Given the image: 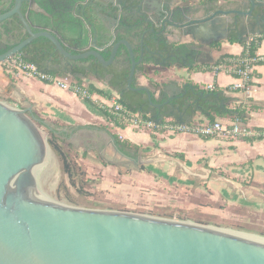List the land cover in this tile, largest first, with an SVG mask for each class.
<instances>
[{
  "label": "water",
  "instance_id": "obj_1",
  "mask_svg": "<svg viewBox=\"0 0 264 264\" xmlns=\"http://www.w3.org/2000/svg\"><path fill=\"white\" fill-rule=\"evenodd\" d=\"M97 1L84 0L81 15L76 14V8L73 11L74 18L88 33L89 44V50L74 55L66 50L67 40L59 30L46 28L34 32L28 16L22 14L23 0H14V8L0 15V23L18 15L29 38L0 55V64L39 38L49 40L67 59L79 61L94 57L105 67L114 63L119 48L125 46L131 61L127 88L145 92L149 104L161 110L165 104L153 103L149 87H132L137 67L143 62L144 38L139 60L131 42L121 40L106 61L102 52L110 44L98 46L97 29L89 18V15L97 17L93 9L110 17L118 11V17L112 20L117 26L123 8L137 10L151 25V32L161 27L162 33L169 34L172 29L181 37L191 38L194 44L212 47L229 39L230 15L253 18L256 7H264V0L259 5L256 0H248L249 11L219 9L213 11L208 21H200L196 19L200 11L195 13L196 17L183 16L182 7L174 0H100V6ZM29 3L30 8L38 5L37 0ZM237 26L236 21L235 30ZM69 27L70 31L76 29ZM74 33L71 36L77 39ZM112 38L114 41L116 36ZM150 70L147 66L145 75ZM186 88L187 85L183 90ZM30 114L29 109L19 110L0 101V264H264V241L257 238L191 222L77 208L49 198L37 182V176L50 166L49 145Z\"/></svg>",
  "mask_w": 264,
  "mask_h": 264
},
{
  "label": "crops",
  "instance_id": "obj_2",
  "mask_svg": "<svg viewBox=\"0 0 264 264\" xmlns=\"http://www.w3.org/2000/svg\"><path fill=\"white\" fill-rule=\"evenodd\" d=\"M174 1L182 7L185 0ZM96 3L101 5L100 0ZM219 4L223 5L225 2L219 0ZM255 22L261 27L264 26V14L257 16ZM100 24L103 25L102 22ZM113 26L118 28L114 23ZM121 34L127 35L126 31H122ZM129 38L137 42L132 34ZM165 38L169 43L184 46L181 53L194 54L195 58L187 65L181 61L184 63L181 68L179 63L166 69L161 65L153 68L152 74L155 71V73L160 72L163 77L160 80L155 79L156 83L163 82V94L167 97L170 94H179V89L183 91V87L189 82L204 90H210V86L221 89L231 98V109L241 107L247 109L246 122L242 123L259 136V130H264V65L254 68L256 74L252 77L250 85L244 89L234 90L233 87L239 83V80L232 75L231 69L224 65L203 72L189 71V68L197 64H213L227 54L239 56L243 52L240 44H231L225 40L218 49L201 48L193 44L191 38L181 37L172 29L169 34H165ZM258 55L264 58V40ZM138 80L142 82L141 86H146L145 84L148 83L145 75ZM93 82L97 88L109 93L103 89L105 83L96 80ZM0 93L16 106L29 109L39 120L57 123L64 131L71 133L69 139L71 146L84 152L97 151L108 165L127 166L128 161L136 157L135 152L125 156L118 150L113 140L117 135L121 140L139 148L142 154L154 155L153 163L160 169L173 170V166L179 165L197 177H201L203 171L202 177L206 178L204 183L211 191L213 199L233 193L236 195L233 200L226 198L230 203L245 202L248 205L259 203L264 207V139L249 142L241 137L172 134L165 130H139L133 126L120 128L102 114L89 108L73 91L53 83L48 84L25 73L6 71L2 65H0ZM152 93H156L157 98L161 94L159 90H152ZM92 99L100 105L110 107L112 104L111 100L99 95H94ZM194 120L200 123L208 121L200 114ZM221 120L225 124L235 122L230 118ZM189 170H192V173ZM229 186L231 189L226 190ZM221 190L224 194L220 193ZM238 193L244 195L237 196Z\"/></svg>",
  "mask_w": 264,
  "mask_h": 264
},
{
  "label": "trees",
  "instance_id": "obj_3",
  "mask_svg": "<svg viewBox=\"0 0 264 264\" xmlns=\"http://www.w3.org/2000/svg\"><path fill=\"white\" fill-rule=\"evenodd\" d=\"M37 3L45 13L37 12L33 8H30L29 0H23L21 9L22 14L25 17L28 16L33 26V31L40 32L43 29L49 28L50 22L55 20V22L60 25V33L66 38L67 42L71 44L69 47L68 43H65L66 50L74 55L81 54L72 49V46L74 47L75 45L76 38L66 33L68 23L65 21V16L55 14L54 18H51L50 14L53 13L51 7L45 5L43 0H37ZM14 4V0H0V15L11 11L14 8ZM209 9L210 11L221 9L219 0H214ZM263 9L264 8L259 7L257 12H263ZM89 18L92 24L101 31V25L98 19L91 15H89ZM36 19L41 20V24H39ZM121 21L122 27L125 28L127 35L119 33L113 41L112 37H108L105 34L101 35L99 32L98 46L106 47L110 44V46L102 52V56L108 61L113 47L121 40H129L133 46L136 60H139L142 56L141 40L144 38L146 48L143 55V62L137 67L135 80L132 84L133 88L141 87L138 83V76L145 75V70L148 65H162L164 68H171L176 63H179L180 68L184 66V63L182 64L181 61L177 59L178 54L181 53L182 47L184 46L181 47L174 43H169L165 38V34L162 33V29L156 28L155 32H151V25L148 23L143 24V21L132 18L125 13ZM71 22H77V20L72 17ZM238 23L240 26L244 27L246 22L244 18H239ZM243 27L239 29V32L244 36L245 29ZM63 29H65V32ZM259 31L263 34L264 26H262ZM131 34L137 39V42L129 38ZM28 38L29 34L25 33L24 25L18 15L0 23V55L5 54ZM263 40V38L258 36L257 32L250 34L248 38L240 40L235 34H232L228 41L231 44L238 43L242 46L243 52L241 55H223L213 64H197L191 66L189 71H209L224 65L228 69H231L232 75L235 78L239 79V70H245L248 66L250 68H255L264 65V59H261L262 57L258 55V50ZM76 41L78 40L76 39ZM82 41L84 45H87V36H85ZM220 45L221 43H215L212 45V48L218 49ZM13 58H20L25 63L37 66L39 71L51 78L71 79L73 84L87 92L86 97L80 93L76 94L83 99L88 107L102 114L107 120L113 122L120 128L125 127L118 118L120 116L114 114L110 107L97 104L92 99L94 95H99L108 100H112V95L97 88L92 80L105 83L119 96L117 100L118 104L122 105L128 112L139 114L148 121L161 124L167 119H172L179 124L191 125L195 122L194 119L196 116L200 114L211 123H214L218 119L227 118L246 122L247 109L243 107L231 109L230 104L232 100L225 95L224 91L218 88L214 90H204L190 82L187 83V88L169 104H166L169 98L163 94V88L159 90L161 92L160 97L157 98L156 93H153V103L165 105L161 110L152 107L149 104L148 96L145 92L131 91L127 88L131 71V61L125 46L119 48L114 63L108 67L100 64L94 57L79 61L67 59L56 49L53 43L45 38L34 40L19 54L10 59ZM255 74L256 73L253 72L250 77H254ZM86 81L89 82L86 83ZM46 83L52 84L49 81H46ZM250 84L251 82L247 83V85ZM30 116L35 117V122L38 126L45 127L48 130L51 137L49 139V145L58 156L62 164L63 173L68 175L72 181L77 165L73 163L70 155L62 148V144L69 141L71 133L69 131H64L60 125H51L45 120H39L33 113H31ZM259 133L260 135L258 137L246 138V140L252 142L264 139V130H259ZM114 139L116 147L125 156H130L131 152H135V154L138 153V148L131 145L129 142L121 140L117 135L114 136ZM68 146H71L69 142Z\"/></svg>",
  "mask_w": 264,
  "mask_h": 264
},
{
  "label": "rangeland",
  "instance_id": "obj_4",
  "mask_svg": "<svg viewBox=\"0 0 264 264\" xmlns=\"http://www.w3.org/2000/svg\"><path fill=\"white\" fill-rule=\"evenodd\" d=\"M227 3L234 6L233 4L238 2L228 0ZM3 64L0 65L6 71L10 70L6 64ZM153 68V65H148L151 72L145 75L148 79L145 85L151 90L158 91L164 84L156 83L155 79L160 80L163 77L160 72L152 74ZM139 78L141 80V76H138ZM67 81L70 83L72 80ZM138 83L142 85L139 80ZM160 86L162 87L159 88ZM106 87L108 86L104 84L103 89L112 95L111 101H117L119 96ZM0 101L13 108L24 110L1 93ZM118 118L125 127L131 126L129 119ZM39 128L49 145L51 137L48 130L45 127L39 126ZM147 130L155 131V128ZM68 142H64L62 148L77 165L72 181L63 173L62 164L50 145V166L37 176L42 192L59 204L89 210L121 211L177 222H191L200 226L264 238V207H261L259 203L256 205H248L245 202L230 203L228 199L233 200L232 198L236 195L229 192L228 195H220L218 196L220 198L213 199L211 191L204 183L206 178L202 177L203 171H201V177H197L179 165L173 166V170L160 169L153 163L154 155L142 154L139 148L136 157L128 161L127 166L115 167V165L106 164L97 151L77 150L73 146H68ZM189 171L192 173V170ZM229 189H231L230 186L226 187V190ZM222 192L223 190L220 193L224 194ZM240 195L244 194L238 193L237 196Z\"/></svg>",
  "mask_w": 264,
  "mask_h": 264
},
{
  "label": "flooded vegetation",
  "instance_id": "obj_5",
  "mask_svg": "<svg viewBox=\"0 0 264 264\" xmlns=\"http://www.w3.org/2000/svg\"><path fill=\"white\" fill-rule=\"evenodd\" d=\"M214 0H185L183 1L182 3V11H181V14L184 16L185 14L186 15H189V16H195V13L197 11H200V13L198 14L197 18L196 19H199L200 21H208L210 18H211V15L213 13V11H210V5L213 3ZM225 2V4L221 5V9H224L226 11H232V10H237V11H243V12H246V11H249L250 8H251V4L249 3L248 0H241V1H236L238 3L236 4H233L234 6H228L227 4V1L228 0H222ZM83 0H43V3L47 6H50L51 9L53 10L52 14H50L51 18H54V15L55 14H58L59 16L62 15V16H65V21H67V31L66 33L68 35H71L75 34V36L77 37V40L78 41H75V45L74 47L72 46V49L73 51H76L78 53H81V52H85L87 50H89V44L87 45H84L83 44V39L85 38V36H88V33L86 31V29L83 27V24H81L80 21H77V22H71L72 21V17H74V14H73V11L74 9L76 8V14L77 15H81L80 13L82 12L81 11V8L83 6ZM262 2V0H256V3L257 5H259L260 3ZM227 3V4H226ZM39 5V4H38ZM36 6L35 8H33L35 11L37 12H44V10L39 6ZM249 5V6H248ZM259 7H256L255 9V12H254V17H257V16H262L264 14V9H263V12H257V9ZM264 8V7H262ZM94 10V13L95 15L97 16L96 18L98 19L99 21V24L100 22L103 23V25H101V31H99V28L96 27L97 29V33H98V37H99V32L101 35L105 34L106 36L108 37H113V36H117L119 33H121L122 31H125V28L122 27V17H123V14H127L128 16L132 17V18H135V19H138V20H141L143 21V24H146L144 18L142 17V15L137 11V10H131L129 8H123L122 9V17L120 18V24L118 25V28H114L113 27V19L114 18H117L118 17V14L119 12L118 11H114L112 17L110 16H106L105 14H98L96 12L95 9ZM180 14V13H179ZM132 15V16H131ZM196 17V16H195ZM245 18V17H242V16H239V15H230L228 17V20H229V23H230V33H229V38L231 37L232 34H235L237 36V38L240 40V39H243V38H248V36L250 34H253L255 32H258L261 28V26L257 25L256 22H255V18ZM239 18H244V21L246 23H248L249 25L243 27V26H240L239 23H238V28L237 30H235V23L236 21L238 22V19ZM39 24H41V20H38L36 19ZM252 20V21H251ZM234 23V24H233ZM76 27V30L75 31H70L69 30V26H73ZM234 25V26H233ZM111 26V27H110ZM59 27L60 25L57 24L55 22V20H52L50 22V27L48 29L52 30V31H56V30H59ZM69 27V28H68ZM108 27V28H107ZM244 28V32H245V35L243 36V34L241 35V33L239 32V29L240 28ZM161 28V27H159ZM162 29V28H161ZM63 31L65 32V29H63ZM93 37H94V34H93ZM98 42V41H97ZM68 43L69 47L71 46V44L69 42H66ZM221 43V42H220ZM194 44V43H193ZM195 45H198V44H195ZM76 46V48H75ZM199 47L201 48H212L211 46L210 47H207V46H201V45H198ZM195 58V55L194 54H188V53H179L178 56H177V59L179 61H184V63L187 65L191 62V60H193ZM180 94H170L169 95V99L172 97L176 98L177 96H179ZM168 99V100H169Z\"/></svg>",
  "mask_w": 264,
  "mask_h": 264
},
{
  "label": "built area",
  "instance_id": "obj_6",
  "mask_svg": "<svg viewBox=\"0 0 264 264\" xmlns=\"http://www.w3.org/2000/svg\"><path fill=\"white\" fill-rule=\"evenodd\" d=\"M259 37L264 39V33L258 35ZM264 59V58H261ZM6 66L11 71H18L21 73L28 74L32 77L39 79L40 81L46 82L49 81L53 84L60 86L63 89H68L73 91L74 93H80L87 96V92L79 88L72 81L69 83L67 80L63 78H51L50 76L42 73L39 71L37 66L29 63H25L20 58H13L6 61ZM3 64V65H5ZM254 72V67L250 68L249 66L245 70H239L238 75L240 76L239 83L235 84L233 89L240 90L246 88L248 85L247 83L252 81V73ZM210 90H214L212 86L209 88ZM114 114L123 117L124 119L128 120L132 123L135 129L145 130V129H152L155 128V131L158 130H165L172 134H180V133H188V134H195L202 137H216V136H223V137H241V138H251L254 136H258L255 134L249 127L244 125L240 120L236 119L235 122L231 124H225L223 120H216L214 123L206 121L204 123L194 122L191 125L186 124H179L176 123L172 119H167L163 123L159 124L156 122L148 121L143 116L139 114H132L128 112L122 105L118 104L117 101L113 100L110 106Z\"/></svg>",
  "mask_w": 264,
  "mask_h": 264
},
{
  "label": "bare ground",
  "instance_id": "obj_7",
  "mask_svg": "<svg viewBox=\"0 0 264 264\" xmlns=\"http://www.w3.org/2000/svg\"><path fill=\"white\" fill-rule=\"evenodd\" d=\"M51 154V153H50ZM190 224V223H189ZM212 228V227H210ZM215 229V228H214ZM223 231H228V232H233V231H230V230H223ZM233 233H237V234H242V235H247V236H250V237H253V238H257V239H260V240H263L264 241V238H261V237H258V236H254V235H248V234H245V233H239V232H233Z\"/></svg>",
  "mask_w": 264,
  "mask_h": 264
}]
</instances>
